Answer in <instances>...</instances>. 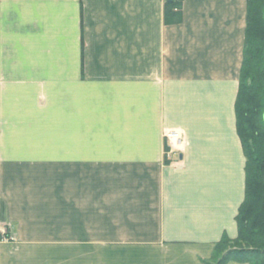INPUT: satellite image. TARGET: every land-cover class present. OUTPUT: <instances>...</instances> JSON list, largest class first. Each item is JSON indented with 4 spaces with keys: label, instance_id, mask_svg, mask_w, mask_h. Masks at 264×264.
Segmentation results:
<instances>
[{
    "label": "crops",
    "instance_id": "obj_1",
    "mask_svg": "<svg viewBox=\"0 0 264 264\" xmlns=\"http://www.w3.org/2000/svg\"><path fill=\"white\" fill-rule=\"evenodd\" d=\"M164 3L0 0L23 107L2 121L40 139L0 146V264H207L238 236L247 0H185L173 25Z\"/></svg>",
    "mask_w": 264,
    "mask_h": 264
},
{
    "label": "trees",
    "instance_id": "obj_2",
    "mask_svg": "<svg viewBox=\"0 0 264 264\" xmlns=\"http://www.w3.org/2000/svg\"><path fill=\"white\" fill-rule=\"evenodd\" d=\"M183 1L165 0L167 25L182 22ZM236 115L247 159L246 194L237 215L238 236L224 235L207 264H264V0H248Z\"/></svg>",
    "mask_w": 264,
    "mask_h": 264
},
{
    "label": "rangeland",
    "instance_id": "obj_3",
    "mask_svg": "<svg viewBox=\"0 0 264 264\" xmlns=\"http://www.w3.org/2000/svg\"><path fill=\"white\" fill-rule=\"evenodd\" d=\"M185 1V0H184ZM184 1H183V4H184ZM165 4V3H164ZM247 8H248V0H247ZM183 21V20H182ZM180 24V23H178ZM173 25V24H172ZM8 29H12L11 27H8ZM246 30H247V25H246ZM8 31V30H7ZM5 35V34H4ZM5 38L7 37V35L4 36ZM245 40H246V34H245ZM244 47H245V44H244ZM3 51V48L0 50V56H1V53ZM244 58V57H243ZM18 64H22V59H20L18 61ZM3 65V63H1V57H0V66ZM17 75V74H16ZM15 75V76H16ZM14 76V74H13ZM22 76V75H21ZM239 86H240V82H239ZM22 90H20V93H21ZM16 92V91H13V93ZM8 93V90H6V88H3L1 87L0 88V146H8V145H15V144H24L23 141L24 140H29L30 142H32V139L31 138H23V137H11V133H10V129L7 127L6 128V124L7 122L5 121H2L3 117L2 116V112H4V115H6V117H15V114H18V115H23L22 114V105H13L15 104L16 102H22L21 99H18L17 97H15L13 95V97L11 98H7L6 97V94ZM20 93H19V97H22L20 96ZM17 99V100H16ZM14 100H16L15 102H13ZM13 103L10 107H8V104L9 103ZM10 112V113H7L6 112ZM16 110H19V112H16ZM21 123V122H20ZM11 125L13 124L12 122L10 123ZM19 124V123H18ZM12 127V126H11ZM34 141H40V139H33ZM43 140V139H42ZM53 142H56L55 139H51ZM57 141L59 142V139H57ZM7 156V155H5ZM59 172V171H58ZM5 230V231H4ZM4 231V232H3ZM1 236L4 238V239H8V241H10V237H9V234H8V230L6 229V226L2 227L1 228ZM11 240H13L11 238ZM59 258H61V253L59 251Z\"/></svg>",
    "mask_w": 264,
    "mask_h": 264
},
{
    "label": "built area",
    "instance_id": "obj_4",
    "mask_svg": "<svg viewBox=\"0 0 264 264\" xmlns=\"http://www.w3.org/2000/svg\"><path fill=\"white\" fill-rule=\"evenodd\" d=\"M167 137L170 139V140H173L179 147H182L183 146V140H182V137L181 135L179 134V132L177 131H172L170 132ZM174 145V144H173ZM5 231V230H4ZM3 231V232H4Z\"/></svg>",
    "mask_w": 264,
    "mask_h": 264
}]
</instances>
